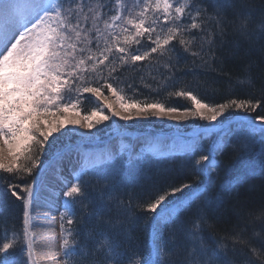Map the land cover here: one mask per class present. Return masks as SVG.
<instances>
[{
	"label": "snow or ice",
	"instance_id": "1",
	"mask_svg": "<svg viewBox=\"0 0 264 264\" xmlns=\"http://www.w3.org/2000/svg\"><path fill=\"white\" fill-rule=\"evenodd\" d=\"M211 2L213 11L209 13L203 0H0V141L15 146L11 155L16 160L20 158L18 154L26 153L25 159L31 163V167L17 165L15 161L12 165L0 163V170L31 174L33 168L43 166V155L57 139L53 133L66 134L60 127L45 131L43 126L48 123L47 117L82 107L88 99L83 94L97 98L103 95L101 87L93 86L96 81L91 79L92 74H98V79L103 80V88L115 95L117 89L109 81L115 79L113 73L119 72L129 62L134 65L137 61L149 60L153 53L163 58L167 53H175L178 44L185 52L207 64L205 57L215 56L214 36H223L226 25H231L240 36L251 35V15L240 10L243 0ZM256 27L264 31V17ZM145 40L150 42L149 45L145 44ZM197 46L198 50L192 51ZM178 60L179 57L177 63ZM171 62L169 57L164 66L168 67ZM105 69L107 77L102 75ZM172 78L171 75L165 77L161 86H167L166 81ZM238 83L250 85L251 77L241 78ZM174 95L187 97L194 105V109L185 110L179 118L199 116L209 122V134L215 124L225 123L218 118L223 117L227 110H233L230 113L232 119L227 121L228 127L221 129L222 139L214 142L210 150L195 161L194 166L201 176L215 170L217 155L234 147L231 143L234 131L247 130L250 134H259L264 140V112L257 111L264 107L261 101L253 103L234 98L210 106L186 88L175 91ZM119 99L121 112L113 111L112 115L121 119L130 118V113H122L131 108H139L144 114L152 110L153 116L177 118L175 107L166 108L162 103L143 106L131 103L125 108V97L120 96ZM205 110L210 114H206ZM252 112H257V115L253 117ZM98 114L97 123L109 120V116L102 114V109L93 110L91 116ZM91 116L84 117L85 121H89L84 125L87 128L93 127ZM204 138L208 137L201 139ZM248 147L246 141L243 149ZM37 149L39 155L34 156ZM146 150L147 146H144V150L136 152L133 146L128 149V154L139 159ZM196 150L192 147L188 154H194ZM70 151L68 145H55L53 156L62 160ZM75 152L77 167L71 180L63 181L67 189L63 192L60 213L63 260L58 259L50 249L46 256L48 264H255L251 256L242 250L239 254L243 259L238 261L235 258V245L245 243L242 233L230 238L233 241L232 258L227 256L228 245L223 238L213 237V243H208L203 235L207 218L202 208L196 205L200 194L194 191L185 197L184 193L192 187L187 183L157 194L154 200L143 205L155 222L151 251L148 253L139 247L121 246L117 237L126 235L129 227L119 219L105 221L114 231H101L94 225L84 231L81 240L80 229L73 227L80 223L75 219L77 211H84L89 220L96 217L99 222L107 207L106 198L109 201L114 199L111 195L115 188L111 183L115 180L112 173L116 162L121 159V153L111 149L91 153L81 151L79 147ZM259 167L264 171V153H261ZM85 177H93L97 184H103L108 189L107 193L101 189L100 195L93 197ZM9 189L12 196L24 202L23 241L27 243V259L20 264H38L33 259V241L28 228L29 207L34 199L32 185L22 190L28 193V197L19 195L12 185ZM177 193L180 198H176ZM97 202L99 206L88 212L89 205ZM119 206L123 207L122 201ZM180 210L191 211L192 214L182 218ZM65 221L68 228H65ZM8 233L5 226V239L0 240V264H16L15 249L19 247L23 251L20 234L13 231L11 240H7ZM10 250L13 251L11 259ZM250 251L253 256L264 255L254 248ZM173 256L176 259H171ZM260 264H264V260Z\"/></svg>",
	"mask_w": 264,
	"mask_h": 264
},
{
	"label": "trees",
	"instance_id": "2",
	"mask_svg": "<svg viewBox=\"0 0 264 264\" xmlns=\"http://www.w3.org/2000/svg\"><path fill=\"white\" fill-rule=\"evenodd\" d=\"M208 5V12L213 11L211 0H203ZM241 11L251 15L249 25L250 36H240L233 31L231 25L225 26L223 36H214L215 56H206L207 64L202 63L198 58L185 52L176 44L175 53H167L163 58H159L158 53H153L152 58L145 61L132 62L120 68V71L113 73L115 79L110 80L113 87L117 89L119 96L127 97L130 103L145 104L162 103L165 107H175L182 113L185 110L194 109L193 103L187 97L175 96V91L186 88L197 95L203 103L215 106L220 103L230 101L231 99L251 100L253 103L261 101L264 104V31L257 29L256 25L264 17V0H243ZM229 17L232 13L229 11ZM195 31V30H194ZM197 35L199 33L197 32ZM150 42L145 40V44ZM133 47H138L134 45ZM207 47V46H206ZM193 48L192 51H197ZM143 51V50H142ZM171 57V64L165 67L164 64ZM177 57H179L177 63ZM107 63V62H106ZM174 65V67H173ZM107 77V69L102 73ZM172 76V79L166 81L167 86H161L165 82V77ZM251 77L252 83L241 85L238 80ZM91 79L96 81L93 86H100L104 96L112 94L106 88H103V80L98 79V74H92ZM131 86V87H129ZM108 93H104L106 91ZM173 93V95H170ZM91 95V94H88ZM91 100L90 96H87ZM90 102V101H89ZM82 114L86 115L91 111L86 105L78 106ZM233 110H227L222 119L225 122L232 119L230 113ZM258 112H264V107H260ZM146 119L136 120L133 118L127 124L121 127L137 131H145L147 128H162L160 122L155 120L149 114ZM255 117L257 112H252ZM208 121L201 120L199 116H188L176 124L183 130L189 131L193 126H205ZM112 131V125L104 128L93 129V134L104 135ZM65 135L55 134L57 138L53 141V146L49 147L43 155L44 162L54 151L55 145H65L67 142L77 140L72 134L65 131ZM52 137H50V140ZM247 141L249 147L243 149V144ZM234 147H229L217 158V168L207 178H210V185H206L205 192L198 190V206L202 208L207 218V225L203 235L209 244L213 243L212 238H223L228 245V258H232L233 241L230 239L237 233H242L244 244L235 245L237 253L236 260H242L239 254L243 253L251 256L255 264H260L264 260V255L253 256L251 249H256L258 253H264V171L260 170L259 161L261 153H264V140L248 132H241L231 140ZM209 144H204L202 149L193 157L178 158L173 160H154L152 158H142L134 164H124L117 161L115 171L112 175L115 177V188L111 195L112 200H105L106 209L102 212L99 222L96 217L88 219L86 212L78 209L76 220L80 223L74 224L81 231V240L83 233L87 228L98 227L101 231L112 232L109 229L107 220H123L129 227L126 235L117 237L123 248L129 246L139 247L149 252V232L150 216L143 206L150 200L155 199V195L162 194L172 187H179L187 183L195 187H204L201 179H205L195 168V161L206 153ZM26 153L19 155L16 164L31 163L25 159ZM33 155H39L38 149ZM119 165V168H118ZM128 165V166H124ZM37 168L32 169V173L19 172L18 174L7 173L0 170V206H2V215H0V240H4L5 226L9 230L7 240H11L12 232H18L21 238L22 247L23 231L22 220L24 202L23 199L17 200L12 196L9 185L14 190L25 197L27 192L22 190L30 185ZM252 169H255L252 171ZM88 181V190L93 197L100 195L103 189L107 193L108 189L103 184H97L93 177H85ZM189 190V189H188ZM209 192H208V191ZM180 196L176 194V198ZM170 199H172L170 197ZM120 201L123 207L119 206ZM99 206L89 205L88 212ZM195 208V206H194ZM193 208V210H194ZM191 211H186L181 215L182 218L190 216ZM209 220V221H208ZM65 228H68L66 221ZM178 242H180L178 240ZM2 246V244H0ZM19 247L15 249L16 256L25 257ZM13 256V251H9V258ZM171 259H176L175 256ZM25 260V259H24ZM20 263V258L16 259V264Z\"/></svg>",
	"mask_w": 264,
	"mask_h": 264
},
{
	"label": "rangeland",
	"instance_id": "3",
	"mask_svg": "<svg viewBox=\"0 0 264 264\" xmlns=\"http://www.w3.org/2000/svg\"><path fill=\"white\" fill-rule=\"evenodd\" d=\"M117 31L119 29L117 28ZM100 87V86H99ZM106 91V89L104 90ZM103 92V91H102ZM104 93H108L107 91ZM84 96H90L91 100H86L84 102V105H86V108L89 109V106L92 108L90 112H88L86 115L82 114L81 110L77 108H70L66 112H62L57 114L56 116H48L47 121L48 123L43 126L44 130L47 131L51 127H60L62 131H67L68 133L72 134L78 141L77 143H96L93 141V139L96 137L95 134H93V129L96 128H104L108 125H112L113 133H117L119 137H128L132 143L130 148L135 146V151L139 149L143 145H148L149 150L152 152L154 149H159L156 153L157 156H160L161 154H168L171 151L174 152H181V149H184L187 147L186 143L191 139L192 136H197L204 131H209V128L207 129H199L194 127L191 132L188 134L182 133V130L176 122L181 121L183 118H179L182 114L181 111L177 110L174 115L177 117L175 119L171 118L168 115H157L153 116L151 114L152 110H149L147 114L152 116L155 120L160 122V125L162 128H147L143 133H135L137 130L129 129L127 127H121V125L127 124L130 120L135 118L136 120L140 119H146V115L144 113H141L139 111V108H131L128 111L123 112V115H129L130 118L125 120L121 119L120 116H113L112 112H121L120 108V99L119 95L116 93L115 95L112 93L108 96L101 95L99 98L83 94ZM90 101V102H89ZM146 101L145 103H147ZM133 103V102H132ZM145 103L140 104L143 106ZM131 104L127 97H125V108H128V105ZM109 105L111 108H109ZM194 106V105H193ZM102 109V114L109 116V120L107 121H100L99 120V114L97 116H91V113L93 110H99ZM206 114L207 110H205ZM85 116H91L90 122L93 124L92 128H87L84 125L88 123L89 121H85ZM78 122V123H74ZM209 123V122H208ZM219 129L218 127L211 128L212 131ZM161 130V131H160ZM210 130V131H211ZM157 131H160L155 135ZM59 132H54L53 135L57 134ZM154 134V135H152ZM180 148V149H178ZM15 150L14 145H5L3 141H0V163H4L7 165H12L16 159L11 155V151ZM92 152V151H91ZM146 152V151H145ZM22 154V153H21ZM20 155V154H18ZM2 171V170H1ZM34 192V199L36 205L33 204V200H31L30 207H29V236L31 237L33 241V259L38 262V264H48V261L46 260V256L49 254V250L51 249L52 252H54L58 257V237L57 232L55 231L54 227H51L48 229L46 226L45 219L40 217L41 213H39V208L41 207L40 204H37V200L40 202V198L36 200L35 191ZM28 197V196H27ZM36 212V213H35ZM25 222V220H24ZM25 258L16 256L17 258H20V262H22L24 259H27V243L25 246ZM62 256V253H61ZM60 259V257L58 258ZM20 264V263H18Z\"/></svg>",
	"mask_w": 264,
	"mask_h": 264
},
{
	"label": "bare ground",
	"instance_id": "4",
	"mask_svg": "<svg viewBox=\"0 0 264 264\" xmlns=\"http://www.w3.org/2000/svg\"><path fill=\"white\" fill-rule=\"evenodd\" d=\"M62 172H64V170H62ZM54 185L53 184H51V185H49V189H50V193H49V196L51 195V193H52V190H53V187ZM189 195V191H186L185 193H184V196L185 197H187ZM178 198H180V197H178ZM42 201V200H41ZM40 213H41V211H39ZM209 221V220H208Z\"/></svg>",
	"mask_w": 264,
	"mask_h": 264
}]
</instances>
